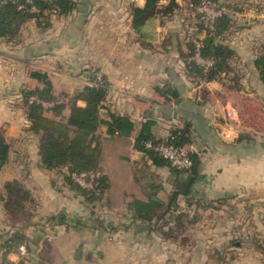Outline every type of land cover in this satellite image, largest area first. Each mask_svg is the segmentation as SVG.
I'll list each match as a JSON object with an SVG mask.
<instances>
[{
	"label": "crops",
	"instance_id": "0c3cea01",
	"mask_svg": "<svg viewBox=\"0 0 264 264\" xmlns=\"http://www.w3.org/2000/svg\"><path fill=\"white\" fill-rule=\"evenodd\" d=\"M71 1L69 14L49 15L43 26L28 21L16 41L0 39V133L10 145L0 170V264H264V86L253 66L264 49V0H219L231 8L224 43L235 57L231 72L212 81L185 66L196 22L190 0L151 19L134 16L144 0ZM94 72L107 84L96 131L108 183L101 217L60 173L40 167L23 101L48 84L65 107L45 115L65 121L69 99ZM110 114L129 119L128 136L108 134ZM145 125L159 141L189 126L185 150L200 164L179 197L188 233L164 237L155 219L133 218V201L153 196L166 206L175 182L186 179L134 148ZM13 180L32 200L22 212L3 204Z\"/></svg>",
	"mask_w": 264,
	"mask_h": 264
},
{
	"label": "trees",
	"instance_id": "16d2710c",
	"mask_svg": "<svg viewBox=\"0 0 264 264\" xmlns=\"http://www.w3.org/2000/svg\"><path fill=\"white\" fill-rule=\"evenodd\" d=\"M143 9H135V18L143 15L151 19L154 15L166 16L178 9L174 0H169L166 6H159L162 0H144ZM202 0H190L191 8L194 11L196 22L194 30L187 43L188 52L183 56L185 66L190 74L196 75L205 81L219 79L222 75L231 72L230 63L234 60V52L224 43V35L233 26V20L227 10L231 9L219 0L217 2L224 12L208 24L204 23L203 16L196 11V7ZM57 8L56 16L69 14L74 3L71 0H0V39L7 42L16 41L19 37L21 27L28 21L34 20L39 26L47 22L51 11ZM34 9V10H32ZM210 37L208 42L206 38ZM203 59L212 61V66L206 71L194 60L197 51ZM253 66L258 73L259 80L264 86V49L253 60ZM94 73H91L89 85L76 92L69 99V115L65 121L48 118L45 113L51 111L55 116L59 115L64 104L59 103L51 93L50 85L42 90L27 91L23 94V101L26 112V120L29 122V130L37 136V151L40 158V167L47 171L60 173L65 184L82 198L86 203L101 200L108 187L107 179L100 173L101 147L99 137L96 135L97 128L101 124L99 110L107 95V84L100 75V82L97 86L92 84ZM40 78L39 75H35ZM31 97L52 103V106L45 108L41 104L30 101ZM81 101L84 106H78ZM133 130V124L128 118L110 114V121L107 124V132L114 136H128ZM147 142L153 145L166 143L181 150L192 162L189 171H181L171 166L165 159L160 157L153 150L147 149ZM191 143L189 126L182 130H171L164 141L153 139L149 134V127L145 125L136 138L134 148L145 153L152 164L157 167H165L170 173L177 177L197 178L199 171V157L197 154L185 151ZM10 145L4 140L0 133V170L8 161ZM95 171L99 174L98 186L95 191L83 189L71 179V174ZM3 204L6 210L24 211L26 203H31L29 192L24 185L17 181H9L4 184ZM181 194L173 191L168 198L167 205L156 197H149L147 202L133 201L130 209L133 218L140 222H151L155 219L157 230L164 237H172L184 228L183 220L187 218V211L180 207L179 197ZM188 204L187 202H185ZM174 211L170 212V208ZM174 212V213H173ZM166 229V230H165Z\"/></svg>",
	"mask_w": 264,
	"mask_h": 264
},
{
	"label": "built area",
	"instance_id": "2783aa9c",
	"mask_svg": "<svg viewBox=\"0 0 264 264\" xmlns=\"http://www.w3.org/2000/svg\"><path fill=\"white\" fill-rule=\"evenodd\" d=\"M57 11H58L57 8H54L51 11V14L55 15L57 14ZM196 11L202 14L204 23L208 24L211 21H213L215 18L219 17L224 12V9H221L219 5L217 4V2L213 0H202L201 3L196 7ZM200 47H201V44L199 43L197 45V51L194 56V60L196 61L198 65L203 67L204 70L206 71L209 67L212 66V61L201 58V56L199 55V51H198ZM94 77L95 78L92 81V84L94 86H97L100 82V74L95 73ZM30 101L39 103L45 108L52 106V103L43 102L37 99L36 97H31ZM25 123H27V121H25ZM145 147L147 149H150L156 152L160 157L165 159L171 166L175 167L176 169H179L181 171H189L192 167L191 160L188 157H186L181 150H178L177 148L173 146L167 145L164 142L156 144V145H153L152 143L147 142L145 144ZM98 176L99 174L97 172L88 171V172H82L79 174H71V179L79 187L90 190V191H95L98 186ZM19 251L21 254H23L22 248H20Z\"/></svg>",
	"mask_w": 264,
	"mask_h": 264
},
{
	"label": "rangeland",
	"instance_id": "374dc122",
	"mask_svg": "<svg viewBox=\"0 0 264 264\" xmlns=\"http://www.w3.org/2000/svg\"><path fill=\"white\" fill-rule=\"evenodd\" d=\"M100 173H101V171H100ZM82 200L85 202L84 198ZM101 202H102V200H98V201H93V202H89V203L85 202V204L88 205L90 210H94L95 211V216H100L101 217V213H102L101 210L103 208V205L101 204ZM179 230H180L179 233H188L189 232L188 230H190V229H189V226H185V229L181 228ZM191 231L194 233V231H196V230L192 229Z\"/></svg>",
	"mask_w": 264,
	"mask_h": 264
},
{
	"label": "water",
	"instance_id": "95a60500",
	"mask_svg": "<svg viewBox=\"0 0 264 264\" xmlns=\"http://www.w3.org/2000/svg\"><path fill=\"white\" fill-rule=\"evenodd\" d=\"M211 38L210 37H207L206 38V41H210ZM187 151V150H185ZM193 181V177H187L186 179H183V180H177L175 182V185H174V190L181 193V194H186L188 189H189V186L191 185Z\"/></svg>",
	"mask_w": 264,
	"mask_h": 264
}]
</instances>
